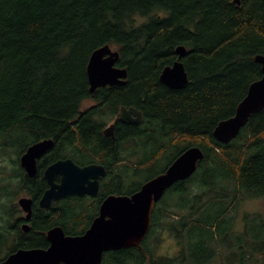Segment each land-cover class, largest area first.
I'll list each match as a JSON object with an SVG mask.
<instances>
[{
    "label": "trees",
    "instance_id": "16d2710c",
    "mask_svg": "<svg viewBox=\"0 0 264 264\" xmlns=\"http://www.w3.org/2000/svg\"><path fill=\"white\" fill-rule=\"evenodd\" d=\"M240 2L0 0V150L16 154L0 204V254L7 250L0 261L48 248L56 226L84 234L108 196L134 194L197 146L205 153L198 170L155 205L140 247L105 253L102 264H264V218L247 214L243 231L235 229L241 203L264 196V110L229 144L213 136L263 76L255 57L264 55V0ZM106 45L119 51L126 84L92 94L88 63ZM179 46L187 49L181 61L190 83L172 89L160 77L179 60ZM123 107L140 110L142 122H122ZM112 123L115 138L104 133ZM44 140L54 146L31 178L20 158ZM60 159L101 164L108 175L96 198L71 196L40 209L44 172ZM20 194L34 203L27 233L13 202ZM171 239L175 255L163 252Z\"/></svg>",
    "mask_w": 264,
    "mask_h": 264
},
{
    "label": "water",
    "instance_id": "95a60500",
    "mask_svg": "<svg viewBox=\"0 0 264 264\" xmlns=\"http://www.w3.org/2000/svg\"><path fill=\"white\" fill-rule=\"evenodd\" d=\"M234 2L241 4L240 0ZM176 52L179 60L163 70L160 80L172 89H184L190 83L181 61L187 49L179 46ZM119 58V51L109 45L92 53L87 67L92 94L99 88L126 84L128 71L117 66ZM255 61L262 66L263 76L251 84L235 115L215 128L213 136L220 143L229 144L253 115L264 110V55H257ZM119 118L126 124L138 125L143 120V113L135 107H123ZM104 133L107 137L115 138V125L107 127ZM53 146V140L40 141L31 145L21 156V167L29 177L36 176L38 160ZM204 157L205 153L200 147H189L164 173L145 182L139 191L132 195L108 196L84 234L71 236L63 228L53 227L46 235L48 248L19 249L5 257L0 264H102L105 253L140 247L151 230L155 205L176 183L191 178ZM44 176L49 188L39 205L42 209H49L54 201L71 196L97 197L101 190L100 180L107 176V169L97 163L79 166L72 159H60L46 168ZM58 177L60 182L56 181ZM18 204L26 213V223L22 229L27 233L31 230L29 222L33 215V200L23 197Z\"/></svg>",
    "mask_w": 264,
    "mask_h": 264
},
{
    "label": "rangeland",
    "instance_id": "374dc122",
    "mask_svg": "<svg viewBox=\"0 0 264 264\" xmlns=\"http://www.w3.org/2000/svg\"><path fill=\"white\" fill-rule=\"evenodd\" d=\"M1 149V148H0ZM17 151V149H15ZM16 158V154L13 153L11 150H0V204L5 201L3 192L5 191L4 188L7 186L5 177H11L13 175V165H12V159ZM17 160V159H16ZM166 164V162L164 163ZM141 181H144V178L141 179ZM2 195V197H1ZM25 196L24 194H20L13 202L17 203L19 200ZM19 206V205H18ZM20 208V207H19ZM1 212V210H0ZM247 214H259L264 218V196L259 198H248L244 200L241 205L238 207L236 212V224L235 229L237 231H243L245 223H244V217ZM23 217H25V213L22 214ZM178 247L176 245V242L174 240H167L164 244L163 252L169 255H175L177 253ZM7 253V250H3L0 254V257Z\"/></svg>",
    "mask_w": 264,
    "mask_h": 264
},
{
    "label": "bare ground",
    "instance_id": "6f19581e",
    "mask_svg": "<svg viewBox=\"0 0 264 264\" xmlns=\"http://www.w3.org/2000/svg\"><path fill=\"white\" fill-rule=\"evenodd\" d=\"M139 125V124H138ZM145 127V126H144ZM166 127V126H165ZM170 133V132H169ZM165 134V133H164ZM169 135V134H168ZM167 135V136H168ZM39 142V141H38ZM189 148V147H188ZM202 149V148H201ZM82 159V158H81ZM13 160V159H12ZM115 161V160H114ZM169 162V161H168ZM108 163V162H107ZM115 163V162H114ZM107 168V167H106ZM142 168V166H141ZM113 172V171H112ZM160 173V172H159ZM140 174V173H139ZM108 175V174H107ZM115 175V174H114ZM117 175V174H116ZM117 177V176H116ZM23 178V177H22ZM41 178V177H40ZM152 178V177H151ZM145 180V179H144ZM180 183V182H179ZM117 184V183H116ZM32 186V185H30ZM119 186V185H118ZM183 186V185H182ZM133 187V186H132ZM105 188V187H104ZM116 189V188H115ZM139 190V189H138ZM104 191V190H103ZM108 191V190H107ZM114 191V190H113ZM102 193V192H101ZM121 193V192H120ZM123 194V193H122ZM102 195V194H101ZM120 195V194H119ZM39 197V196H38ZM201 197V196H200ZM181 200V199H180ZM37 204V203H36ZM39 204V203H38ZM166 206V205H165ZM98 207V206H97ZM41 209V208H40ZM164 211V210H163ZM84 212V211H83ZM49 213V212H48ZM39 214V213H38ZM84 214V213H83ZM75 215V214H74ZM57 216V215H56ZM178 216V215H177ZM37 217V216H36ZM86 217V216H85ZM88 218V217H87ZM63 219V218H62ZM83 219V218H82ZM86 219V218H85ZM82 223V222H81ZM75 224V223H74ZM30 225V223H29ZM154 225V224H153ZM51 227V226H50ZM80 227V226H79ZM86 229V228H85ZM80 230V229H79ZM68 233V232H67ZM82 233V232H81ZM69 235V234H68ZM113 254V253H112Z\"/></svg>",
    "mask_w": 264,
    "mask_h": 264
},
{
    "label": "flooded vegetation",
    "instance_id": "af4514ba",
    "mask_svg": "<svg viewBox=\"0 0 264 264\" xmlns=\"http://www.w3.org/2000/svg\"><path fill=\"white\" fill-rule=\"evenodd\" d=\"M112 124H113V123H112ZM112 124H111V125H112ZM101 180H102V179H101ZM101 180H100V184H101ZM56 181H57V182H60V178L58 177ZM92 198H93V197H92ZM95 198H96V197H95ZM59 201H60V200H59ZM55 202H57V201H54L53 204H54ZM33 204H34V203H33ZM53 204H52V206H53ZM33 206H34V205H33ZM39 206H40V205H39ZM52 206H51V207H52ZM51 207H50V208H51ZM40 208H41V207H40ZM50 208H49V209H50ZM41 209H42V208H41ZM44 210H45V209H44ZM46 210H47V209H46Z\"/></svg>",
    "mask_w": 264,
    "mask_h": 264
}]
</instances>
